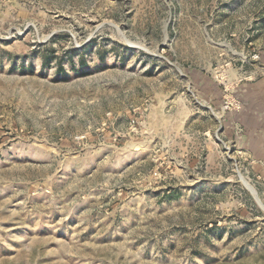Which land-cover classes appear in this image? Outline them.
Here are the masks:
<instances>
[{"label":"rangeland","instance_id":"obj_1","mask_svg":"<svg viewBox=\"0 0 264 264\" xmlns=\"http://www.w3.org/2000/svg\"><path fill=\"white\" fill-rule=\"evenodd\" d=\"M0 264H264V0H0Z\"/></svg>","mask_w":264,"mask_h":264},{"label":"bare ground","instance_id":"obj_2","mask_svg":"<svg viewBox=\"0 0 264 264\" xmlns=\"http://www.w3.org/2000/svg\"><path fill=\"white\" fill-rule=\"evenodd\" d=\"M251 189V188H250ZM251 191L253 192V190L251 189ZM254 194H255V192H253ZM255 196H256V194H255Z\"/></svg>","mask_w":264,"mask_h":264},{"label":"water","instance_id":"obj_3","mask_svg":"<svg viewBox=\"0 0 264 264\" xmlns=\"http://www.w3.org/2000/svg\"><path fill=\"white\" fill-rule=\"evenodd\" d=\"M255 195V194H254Z\"/></svg>","mask_w":264,"mask_h":264}]
</instances>
